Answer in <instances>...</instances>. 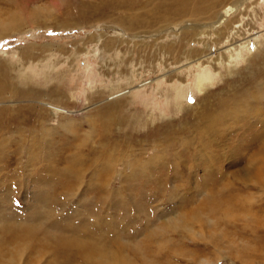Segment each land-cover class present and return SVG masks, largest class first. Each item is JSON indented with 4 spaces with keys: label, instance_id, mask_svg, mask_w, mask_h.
Here are the masks:
<instances>
[{
    "label": "rangeland",
    "instance_id": "rangeland-1",
    "mask_svg": "<svg viewBox=\"0 0 264 264\" xmlns=\"http://www.w3.org/2000/svg\"><path fill=\"white\" fill-rule=\"evenodd\" d=\"M24 1L0 0V76L8 77L11 85L28 79L39 91L55 88L59 96L47 94L45 103L72 114L56 117H71L80 136L93 126L95 138L83 151L68 150L67 145L76 141L60 133L63 148L54 150L51 159L57 155L69 165L70 157H83L80 180L72 177L67 183L62 182L66 176L57 173L65 166L62 162L41 161L31 172L24 155L20 161L13 158L15 146L1 148L0 159L9 160V167L15 165L6 166V171H39L47 182L37 184L32 175L22 174V188L18 176L8 184L13 190L9 200L0 193V264H264V114L244 117L247 125L240 117L237 123L227 117L207 133L200 118L205 109L223 112L222 101L238 100L246 89L255 94L252 84L264 82V0H203L200 12L167 21L152 19L157 22L146 27L125 18L150 19L154 5L163 0H69L61 8L66 14H58L49 0L23 5ZM87 5L99 9L90 15ZM229 6L237 12L227 26H217V15ZM78 7L83 9L80 17L73 11ZM26 11L54 19L27 21L31 17ZM18 17L24 21L15 25ZM258 41L261 59L250 65ZM201 79L204 85L198 84ZM176 91L181 93L175 96ZM261 101L248 105L264 110V98ZM0 103L12 110L25 104L8 93ZM109 108L129 123L114 124L103 135L95 118ZM23 112L27 117L33 114ZM47 118V128L59 122L50 121V112ZM125 136L129 146L121 141ZM32 138L44 151V160L48 142L36 133ZM106 138L111 149L127 157L118 162L113 176L101 175L103 160L88 155L102 152L99 144ZM163 142L179 145L167 146L166 151ZM155 148L159 155L166 151L169 159L149 166L145 175L126 179L133 170L130 154L144 152L146 160ZM34 186L44 187L42 200ZM26 225L32 227L31 239L15 242L11 236L20 235ZM88 248L95 250L93 255L83 257L80 253ZM16 250L21 253L15 262Z\"/></svg>",
    "mask_w": 264,
    "mask_h": 264
},
{
    "label": "bare ground",
    "instance_id": "bare-ground-1",
    "mask_svg": "<svg viewBox=\"0 0 264 264\" xmlns=\"http://www.w3.org/2000/svg\"><path fill=\"white\" fill-rule=\"evenodd\" d=\"M48 1V0H47ZM50 4L54 7V8H57L58 9V14H66V12H63L61 11V8L64 7L65 5H68V1L69 0H49ZM131 1V0H129ZM168 1V2H167ZM197 1V2H196ZM196 1H192V0H163V1H160L158 4H155V10H151V13L148 14L150 19H135L134 17L130 16L129 18H125L126 21H130V23L133 24V22H135L134 24L136 25L138 23V26L139 27H146L145 24H149V25H154L155 20H152V19H161V21H167L168 19H171V17H180L181 18H184V17H189L193 11H196V12H200L202 10H204V1L203 0H196ZM32 2H36V0H27V2L24 1L23 5H26V4H29V3H32ZM124 2V1H123ZM126 2V1H125ZM124 2V3H125ZM165 2V3H164ZM103 3V2H102ZM131 3V2H129ZM128 3V4H129ZM70 4V3H69ZM72 4V3H71ZM81 5H86L84 2H81L80 3ZM109 4H110V1H109ZM115 4V3H114ZM118 4V3H117ZM121 4V3H120ZM128 4H125L126 6ZM101 5V4H100ZM116 5V4H115ZM124 5V6H125ZM132 5V4H131ZM137 5V4H136ZM119 6V4L117 5ZM123 6V5H122ZM153 6V7H154ZM89 8L88 11H89V14L91 15L92 13H96L97 12V8L95 5H87L85 6V8ZM101 7V6H100ZM101 9V8H100ZM64 11V10H63ZM73 11H75L77 17H80V14L82 13L83 9L82 8H75ZM162 12V15H160V13ZM237 12V8L236 7H233V6H229L227 8H225L220 14L217 15V20H216V25L219 26L220 24L226 25V23L228 22V19L230 17H232L233 14H235ZM240 12V11H239ZM238 12V14H239ZM26 15H28L29 17H31L30 20L27 19V21H32L34 18L36 19H54L53 16L49 15V14H46V13H43L42 15L39 14V15H33L31 14L32 11L30 13H28L26 11ZM145 13V12H144ZM69 14V13H68ZM237 14V15H238ZM160 15V16H159ZM236 15V17H237ZM82 18H86V17H82ZM94 18V17H93ZM21 20L24 21V19L18 17L17 20L14 21L15 25L19 24L21 22ZM176 20V19H175ZM174 20V21H175ZM170 21V20H169ZM172 21V20H171ZM127 25L129 24H125L123 25L122 27L129 32L128 28H127ZM148 25V26H149ZM210 26V25H209ZM215 26V25H213ZM212 26V28H213ZM216 26V27H217ZM188 29L190 28V26H186ZM122 28V29H123ZM133 28V27H132ZM138 28V27H137ZM199 28V27H198ZM123 29V30H124ZM124 30V31H125ZM192 30V29H191ZM195 30V29H194ZM202 30V29H201ZM1 35H4V34H1ZM2 37V36H0ZM252 40V39H251ZM249 41V40H248ZM247 42V41H246ZM252 42V41H251ZM249 43V42H248ZM260 43L259 41L255 43L254 47L256 48L254 55L251 59L252 60H249L247 63L250 64V62H257L259 59H261V55L258 56V54H261L263 51H264V41L262 43L263 45V49L260 51ZM252 46V45H251ZM168 47V46H167ZM170 49L172 50L174 48V46L172 44H170ZM260 51V52H259ZM257 53V54H256ZM256 54V55H255ZM264 54V53H263ZM263 63V62H262ZM250 65H254L253 64H250ZM257 66V65H256ZM261 66V65H260ZM263 67V66H262ZM259 69V68H258ZM261 69V68H260ZM228 70V69H227ZM226 70V71H227ZM247 70V68H246ZM230 73V72H229ZM251 73V72H250ZM264 74V72H263ZM245 75V74H244ZM263 77V76H261ZM237 78V77H236ZM243 78V77H242ZM245 78V77H244ZM259 78V77H257ZM264 78V77H263ZM263 78H261V80H263ZM12 80V79H11ZM206 80V78L204 79ZM203 79L199 80V83L198 84H203L204 82ZM260 80V79H258ZM229 81V80H228ZM254 81V80H253ZM231 82V81H230ZM238 82V81H237ZM234 83V82H233ZM13 84V82H12ZM229 84V83H228ZM248 84V83H247ZM259 84V83H258ZM16 85L18 87H16ZM13 84L11 85L10 84V79L7 77L5 78H2V76H0V100L3 98L4 94L8 93L9 96L11 94V96L13 95V98L14 99H22L25 104L22 105L21 107H17L15 109H3L2 107H0V115L3 114V117L0 118V134H4L6 136V134H8L7 136H9L8 138H0V140H2V142L0 141V152H2V150L4 149H1L2 147H5L6 149H8V147L10 146H15L16 149H14L15 151H12V155H13V158H18L17 160L20 161V159H22L23 155L25 160H26V164L25 166L28 167V170L30 167H33V170L31 172H33L34 170L37 169V166H39L40 162L41 161H44V162H52V161H55L56 160V163H59V162H62L63 164L64 163V160L61 161V158H59L58 160V157L56 155V157L54 159H51L52 157V154L54 153V150H58L61 151V149L63 147H61L62 145V141H61V137L59 136H62L60 133L62 132H67L69 135H70V139L72 140L71 143L75 140L76 143H74V145L72 144H69L67 145V149L69 150V148H75V150H78L80 149V151H83V149H86L87 145L94 141L93 139L95 138V133L93 131L94 128H92L93 126H88V131L83 135V136H80L78 134V131L79 129H77V127L75 126V124H73L72 122V119L71 117L69 118H58L56 117L57 115H62L64 114L65 116H71L72 114H70V112H66L64 109H62L61 107H58L56 105H51L49 103H45L44 99L45 96L47 94L49 95H55V96H59L57 94V90L54 88H48L46 91H44L43 89H41L39 91V88L33 84H31L30 82H28V79L26 80H22V83L18 85L17 84ZM228 86V85H227ZM230 86V85H229ZM245 86V85H244ZM205 87V86H204ZM231 87V86H230ZM228 87V89L230 88ZM237 87V86H236ZM251 87V86H250ZM249 87V88H250ZM252 87H253V90L254 88L255 89V94H250L248 93V90L249 89H246V91L241 94V96L238 98V100H234V99H230L228 100L227 102L225 101H222L221 102V108L223 109V112H218L216 111L217 107L215 110H202L201 108V113H200V118L203 120H205V127H203L204 129V132L207 133V132H214L215 129L218 128V125L221 124V122L223 123L224 120L229 117V119L231 118H234L236 120V118L240 117L242 118V120H244L246 116H260L262 114H264V110H262V108H251L249 107L248 103H252V102H259V105L262 103V99L264 98V82H261V85L259 84V86L254 85L252 84ZM239 88V87H238ZM230 90V89H229ZM242 90V89H241ZM235 91V90H234ZM251 91V89H250ZM241 92V91H240ZM181 92L179 91H176L175 92V96L177 94H180ZM224 93V92H223ZM240 94V93H239ZM122 95V94H121ZM226 96V95H225ZM238 96V95H237ZM46 97H49V96H46ZM52 98V97H51ZM180 98V97H179ZM10 99V97H9ZM178 99V97H177ZM46 100V99H45ZM203 100V98H202ZM205 100V98H204ZM208 102V101H207ZM217 102V101H216ZM206 103V102H205ZM1 104V103H0ZM110 104V103H109ZM208 104V103H207ZM119 105V104H118ZM213 105V104H212ZM106 106V105H105ZM114 106V105H113ZM207 106V105H206ZM217 106V105H216ZM112 107V106H111ZM117 107V106H115ZM48 109L50 110L49 112L52 114V118H50V121H53L54 118H58L57 121H59L57 123L56 126H53V125H50L49 128H47V124L46 122L49 121V119L47 118L48 117V114L49 112H47L45 109ZM206 108V107H205ZM113 108H109V110L107 111H103V112H100L99 115L95 118V121H97V124L98 125H101V129H102V132H99V133H103L108 135L110 133V128L113 127V125L117 124V125H126L129 123V119H126V120H121L119 119V117L116 116V114L114 113V111L112 110ZM116 109V108H115ZM114 109V110H115ZM214 109V108H213ZM23 111H28V112H31L33 113L31 116L27 117L28 114H24ZM200 111V110H199ZM218 113H216V112ZM253 112L254 111V115H251L250 112ZM48 113V114H47ZM242 113V116L241 114ZM195 114V113H194ZM198 114V113H197ZM237 114H239V116H237ZM43 115H45L46 117H43ZM186 115V114H185ZM196 115V114H195ZM186 117V116H185ZM231 117V118H230ZM244 118V119H243ZM255 118V117H254ZM252 118V119H254ZM190 119V118H189ZM193 119V118H192ZM228 119V120H229ZM214 120V123H212ZM232 120V119H231ZM216 121V122H215ZM234 121V120H232ZM231 121V122H232ZM245 121V120H244ZM185 121H183L184 123ZM88 123V122H87ZM93 123V121L91 122V124ZM182 123V124H183ZM236 123H237V120H236ZM247 121H245L243 124H246L247 125ZM259 123V122H258ZM89 124V125H91ZM164 124V123H163ZM188 124L185 122V125ZM94 125V123H93ZM46 126V128H45ZM128 126V125H127ZM163 126V125H162ZM181 126V125H180ZM184 126V125H183ZM233 126V125H232ZM161 127V126H160ZM168 127V126H167ZM170 127V125H169ZM168 127V128H169ZM192 127V126H191ZM64 129V131H60V129ZM98 128V127H97ZM164 128V127H163ZM187 128V127H186ZM202 128V127H201ZM112 129V128H111ZM165 129V128H164ZM180 129V128H179ZM182 129V128H181ZM192 129V128H191ZM251 129V128H250ZM253 129V128H252ZM161 129H159L160 131ZM173 130V129H172ZM167 131L169 132V130L167 129ZM179 131V130H178ZM191 131V130H190ZM217 131V130H216ZM177 132V131H175ZM173 132V133H175ZM182 132V131H181ZM184 132V131H183ZM39 134L43 139H45L48 144H47V148H46V153H45V156H43L44 160H41L42 158V154L44 153V151L42 149H40V144H34L35 142V139L32 138V135L34 134ZM154 133V132H153ZM161 133V131H160ZM178 133V132H177ZM190 133V132H189ZM188 133V134H189ZM60 134V135H59ZM171 134V133H170ZM198 134V133H197ZM203 134V133H201ZM213 134V133H212ZM28 135L31 137L30 139V144L28 146ZM186 135V134H185ZM191 135V134H190ZM157 136V134H156ZM167 136V135H166ZM173 136V135H170V137ZM181 136V135H180ZM188 136V135H187ZM217 136V135H216ZM98 137V134L96 135V138ZM109 137V136H108ZM182 137V136H181ZM212 137V136H211ZM152 138V137H150ZM172 138V137H171ZM170 138V139H171ZM173 139V138H172ZM105 140V143H102V144H99V146H103L101 149H102V152H98V154L95 152V151H91L90 154L88 155H94L96 156L95 158L97 157H100L103 161H102V165H101V169H100V174H104L105 172L107 173H110L112 174L113 176V173H115L114 171V168H116V165L118 164L119 161L121 162H125L124 160H127V157H123V154L122 153H117L115 152V147L114 149H111V147L108 146V139H104ZM188 140L191 142V140L188 138ZM100 142L103 141V137L100 136ZM122 142H124V144L128 145L129 144V137H124L122 140ZM171 142V140H170ZM69 143V142H68ZM142 143V142H141ZM186 141L183 140L182 144L185 145ZM66 144V143H65ZM162 143L159 142L157 145H161ZM176 145H179V142H175V144H171V145H167V142L164 143L163 142V150H166L168 151V148L167 146H176ZM120 146V145H119ZM129 146V145H128ZM127 146V147H128ZM94 148V147H93ZM166 148V149H164ZM38 149V150H37ZM129 149V148H128ZM183 149V147H182ZM261 149L264 151V144L263 146H261ZM9 150V149H8ZM22 150V151H21ZM91 150V149H90ZM156 150V148H155ZM166 151L165 153L161 152L160 155H159V152L156 150L153 152L152 155H150L146 160H143L142 156L144 155V152L142 153V156H140L139 154L141 153H138L136 154L135 156L134 155V152L132 153V155L130 154V156L132 157V167H133V170L131 171L130 173V176H128L129 178H126L125 174H122V177L125 179H134L135 176L137 175V173H140L141 175H145L146 171H147V168L149 166H152L153 164H156L160 161H167V159H169V155L166 154ZM9 152V151H8ZM5 153V155H10V152L9 153ZM111 154H115L116 155V158H112L111 157ZM118 155V157H117ZM69 155H66L65 157H68ZM84 156V155H83ZM182 156V155H181ZM63 157V156H62ZM7 158V156H6ZM72 158L71 162L69 165L65 164V166L62 167V169L60 168L59 170L57 169V173H59L60 175H65L66 177H61L62 178V182L64 183H67V182H70V179H72L73 177V181H78L80 180V178H78L80 175V172H82L81 170V167H82V158L83 157H80L79 155H76L75 157H70ZM85 158V157H84ZM171 158V157H170ZM201 158V157H200ZM89 159V158H88ZM145 159V158H144ZM84 160V159H83ZM94 160V159H93ZM90 162V165L92 164V161ZM9 160H6L5 157L0 159V193L2 194V197L5 201L6 200H9L12 196H13V190H12V187H10L9 183L12 181L11 179H14L18 176V180L20 181L18 183L19 187H23V177H20L22 174H24L25 172H27L28 170L27 169H16V167H14L15 170L13 171H6V169L8 168H13V165L12 167H9L6 165V162H8ZM25 163V162H24ZM43 163V162H42ZM128 163V161H127ZM19 164V163H18ZM23 164V163H22ZM44 164V163H43ZM169 164V163H168ZM87 165V164H86ZM8 168H7V167ZM22 166V165H21ZM24 166V164H23ZM30 166V167H29ZM45 166V165H44ZM40 167V166H39ZM43 167V166H42ZM50 167V166H49ZM123 167V165H122ZM196 167V166H195ZM6 168V169H5ZM45 168V167H44ZM59 168V167H57ZM262 168V167H261ZM264 168V167H263ZM47 169V168H46ZM132 169V168H131ZM41 170V169H40ZM49 169H47L48 171ZM5 171V172H4ZM2 172H4V174H2ZM43 172V171H42ZM49 172V171H48ZM149 172V171H148ZM38 173H41L38 171ZM37 172H34L33 174H24L25 177H30L31 175L33 176L32 179L34 180H38L36 181V183H43L44 181L47 182L46 180V177L45 176H41L38 175ZM51 173V172H50ZM55 174V173H53ZM116 174V173H115ZM57 176V174H55ZM54 175V176H55ZM83 175V174H82ZM111 176V177H112ZM82 177V176H81ZM60 178V179H61ZM30 179V178H29ZM59 178L56 179V181H59L60 180ZM49 180V179H48ZM40 181V182H39ZM42 181V182H41ZM67 181V182H66ZM124 181H127V180H124ZM8 182V183H7ZM7 183V184H6ZM57 183V182H56ZM9 184V185H8ZM22 184V185H21ZM58 184V183H57ZM60 184V182H59ZM8 185V186H7ZM61 185V184H60ZM107 186V185H106ZM25 187V186H24ZM37 187V185H36ZM66 186H63L62 188H65ZM14 188V187H13ZM44 188V187H42ZM42 188H33V191L40 195L41 197V200L43 199L42 198V194L44 193V190H42ZM54 188V187H53ZM52 188V189H53ZM68 188V187H67ZM49 189V188H48ZM51 189V190H52ZM66 189V188H65ZM50 190V191H51ZM62 190V189H61ZM108 190V189H107ZM48 191V192H50ZM20 192V191H19ZM47 192V193H48ZM54 192V191H53ZM63 192H65L63 190ZM16 193V192H15ZM56 193V192H55ZM59 193V192H58ZM57 193V194H58ZM111 193V192H110ZM106 194L109 195V192H107ZM19 195V194H17ZM45 195V194H43ZM47 199V198H46ZM40 200V202H41ZM8 202V201H7ZM42 204V203H41ZM42 206V205H41ZM217 207V206H216ZM58 209V208H57ZM197 216V214H196ZM24 226V225H23ZM19 228V227H18ZM31 229L32 227L29 226V225H26L25 228L23 229V231L21 232L20 235H12L11 237L13 239H15V242H18V243H23V242H26L27 239H31ZM17 233V232H16ZM35 236V235H33ZM17 238H19V240L17 241ZM33 239V238H32ZM34 241V239L32 240ZM35 241L37 242V240L35 239ZM30 242V241H29ZM35 242V243H36ZM40 243V242H39ZM15 244V243H14ZM25 244L24 243L22 245V249L25 247ZM15 245H18V244H15ZM28 245V244H27ZM32 246V245H31ZM36 246V244H35ZM18 249V248H17ZM95 250L91 249V248H88V249H85L84 252L80 253V254H83V257H86V258H90L93 253H94ZM17 252L18 253H21V251H15L14 255H15V262H16V258H17ZM13 255V256H14ZM14 262V263H15ZM16 264V263H15Z\"/></svg>",
    "mask_w": 264,
    "mask_h": 264
}]
</instances>
